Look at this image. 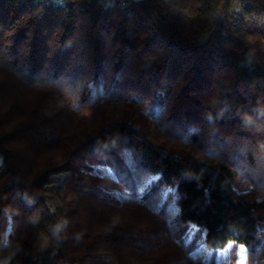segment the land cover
<instances>
[{"label": "trees", "instance_id": "obj_1", "mask_svg": "<svg viewBox=\"0 0 264 264\" xmlns=\"http://www.w3.org/2000/svg\"><path fill=\"white\" fill-rule=\"evenodd\" d=\"M124 1L0 0V264H264V0Z\"/></svg>", "mask_w": 264, "mask_h": 264}, {"label": "rangeland", "instance_id": "obj_2", "mask_svg": "<svg viewBox=\"0 0 264 264\" xmlns=\"http://www.w3.org/2000/svg\"><path fill=\"white\" fill-rule=\"evenodd\" d=\"M134 1H139V0H134ZM240 10V5L239 3H233L231 4L229 11L230 12H236ZM104 169L102 168V165H98V164H94L93 165V170L92 173H99L100 175L102 174H108V170H106V172L104 173ZM64 175V176H63ZM66 175H68V173H64V172H60V173H56L53 174L49 177V181L44 185L45 188V200L47 203V206L49 207V209L51 211H55L57 209V207L61 206V200H62V190L63 187L66 183ZM130 176V181L132 182V185L128 188L129 191H134L137 194L141 195V193H143L144 189L148 186L149 181L153 178H149L146 180L145 177H142L140 175H138L137 177L133 176L132 173L129 174ZM155 178V176H154ZM140 183V185H139ZM122 189V188H121ZM124 190V189H122ZM171 191L172 192V188H168V187H164L162 189V191L160 192V196H159V200H158V204H165L167 205L169 200H167L166 195L167 193ZM229 247H227L224 250L218 251L216 253V257L215 260L218 261L219 258L225 254V251L227 253ZM210 256V251L207 252V258L206 261L208 260ZM245 248L243 246H239L237 247V251H236V257H235V264H246V258H245Z\"/></svg>", "mask_w": 264, "mask_h": 264}, {"label": "built area", "instance_id": "obj_3", "mask_svg": "<svg viewBox=\"0 0 264 264\" xmlns=\"http://www.w3.org/2000/svg\"><path fill=\"white\" fill-rule=\"evenodd\" d=\"M37 1V0H35ZM63 0H47L48 5H60ZM109 2L110 5L118 4L119 6H126L124 0H103Z\"/></svg>", "mask_w": 264, "mask_h": 264}, {"label": "bare ground", "instance_id": "obj_4", "mask_svg": "<svg viewBox=\"0 0 264 264\" xmlns=\"http://www.w3.org/2000/svg\"><path fill=\"white\" fill-rule=\"evenodd\" d=\"M125 3H126V1H125ZM112 6H113V5H112ZM116 6H117V7H120V8H125V7H126V6H121V5L119 6L118 4H116ZM63 176H64V175H63Z\"/></svg>", "mask_w": 264, "mask_h": 264}, {"label": "water", "instance_id": "obj_5", "mask_svg": "<svg viewBox=\"0 0 264 264\" xmlns=\"http://www.w3.org/2000/svg\"><path fill=\"white\" fill-rule=\"evenodd\" d=\"M68 177H69V174H68V175H66V177H65V178H66V181L68 180Z\"/></svg>", "mask_w": 264, "mask_h": 264}]
</instances>
